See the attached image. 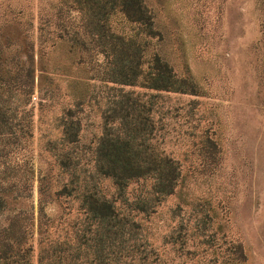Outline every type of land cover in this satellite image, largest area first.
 <instances>
[{"label":"rangeland","instance_id":"rangeland-1","mask_svg":"<svg viewBox=\"0 0 264 264\" xmlns=\"http://www.w3.org/2000/svg\"><path fill=\"white\" fill-rule=\"evenodd\" d=\"M143 2L157 37L120 14L111 18L113 31L142 41L146 60L160 55L196 94L105 80L111 56L90 43L75 0H0V228L15 212H28L26 243L37 264L39 221L77 213V200L53 193L65 184L83 193L87 184L138 222L158 264H264V0ZM58 24L70 36L78 32L87 49L57 38L64 33ZM116 87L158 95L155 142L180 164L171 194L155 198L152 179L120 191L93 172L89 147ZM69 106L81 122L73 183L53 148L62 149L59 118ZM138 199L152 208L135 209Z\"/></svg>","mask_w":264,"mask_h":264},{"label":"trees","instance_id":"trees-1","mask_svg":"<svg viewBox=\"0 0 264 264\" xmlns=\"http://www.w3.org/2000/svg\"><path fill=\"white\" fill-rule=\"evenodd\" d=\"M75 5L83 15L82 27L91 37L90 43L99 45L105 56H111L107 60L111 70L105 80L121 86L196 94L195 85L178 77L160 55L154 53L146 60L142 41L113 31L111 18L120 14L140 28V34L144 33L147 38L158 36L143 0H75ZM58 26L64 33L57 34V38L66 35L72 44L87 49L86 40L78 32L73 31L70 36L66 26ZM116 88L119 92L113 95L102 114V132L89 147L93 172L112 179L120 191L131 181L152 179L155 198L171 194L181 173L180 164L155 142L158 128L152 112L153 99L158 95L146 97L133 90ZM59 120L62 149L58 145L53 148L59 150L58 165L70 174L73 183L79 180L75 170L79 153L75 147L80 142L81 122L74 118L70 106L64 109ZM71 168L73 171H69ZM85 188L83 193H70L65 184L53 193L56 199L77 200V213L72 219L47 217L39 221L42 237L38 241L37 264H158L156 253L146 246L139 233L140 226L130 213L117 207L114 199L97 193L92 185L85 184ZM117 194L124 196V193ZM132 203L141 211L152 208L146 199ZM5 205V198L0 196V210ZM30 220L28 212L19 210L0 228V264H32V246L26 243Z\"/></svg>","mask_w":264,"mask_h":264}]
</instances>
